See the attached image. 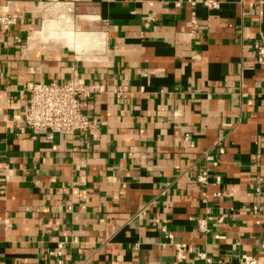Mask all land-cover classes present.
<instances>
[{
    "label": "crops",
    "instance_id": "obj_1",
    "mask_svg": "<svg viewBox=\"0 0 264 264\" xmlns=\"http://www.w3.org/2000/svg\"><path fill=\"white\" fill-rule=\"evenodd\" d=\"M204 1L0 0V264H264V4ZM74 70L95 131L35 137L25 85Z\"/></svg>",
    "mask_w": 264,
    "mask_h": 264
},
{
    "label": "built area",
    "instance_id": "obj_2",
    "mask_svg": "<svg viewBox=\"0 0 264 264\" xmlns=\"http://www.w3.org/2000/svg\"><path fill=\"white\" fill-rule=\"evenodd\" d=\"M259 5L264 4V0H257ZM193 5L195 3L192 2ZM206 6L216 8L218 3L213 0L203 2ZM193 35L197 30L198 23L196 20L192 22ZM14 25V17L0 14V26L3 33H6ZM254 54L257 57V63L264 66V40H259L252 43ZM24 92L28 95L27 104L24 110V124L35 137L41 133H47V139L51 140L55 135H69L93 133L96 129V124L84 113V99L90 98L94 94L104 93V87L92 83H86L74 70L71 79L65 83H28L24 87ZM125 96V92L119 91L116 95L117 99ZM189 135L185 139L189 140ZM219 153L224 154L222 143L218 144ZM219 163L213 161L211 167L217 168ZM197 183L204 189L212 186L219 187L222 184L220 175L211 174L209 168L202 170L197 176ZM206 196V195H205ZM215 197H220L221 193H216ZM256 210V209H255ZM221 222L222 220H218ZM199 230L208 231L206 220L199 221ZM169 240H173L172 235H168ZM67 241L58 244L57 249L49 253V257L53 259L54 264H66L64 261V249ZM176 259L174 264L183 263L188 257V245L176 244ZM198 259L203 264H213L211 258L204 253L197 254ZM238 264H259L254 257L244 256L238 261Z\"/></svg>",
    "mask_w": 264,
    "mask_h": 264
},
{
    "label": "bare ground",
    "instance_id": "obj_3",
    "mask_svg": "<svg viewBox=\"0 0 264 264\" xmlns=\"http://www.w3.org/2000/svg\"><path fill=\"white\" fill-rule=\"evenodd\" d=\"M68 11H69V10H68ZM62 16H63V15H62ZM58 22H59V20H58ZM69 23H70V22H69ZM47 25H48V24H47ZM47 25H46V26H47ZM62 25H63V24H62ZM70 27H71V26H70ZM48 28H49V27H48ZM58 29H59V28H58ZM58 29H57V30H58ZM49 30H50V29H49ZM72 30H73V29H72ZM47 31H48V29H47ZM56 32H57V31H56ZM53 35H54V34H53ZM69 35H70V34H68V36H69ZM43 36H44V35H43ZM76 40H77V39H76ZM45 41H46V40H45Z\"/></svg>",
    "mask_w": 264,
    "mask_h": 264
}]
</instances>
